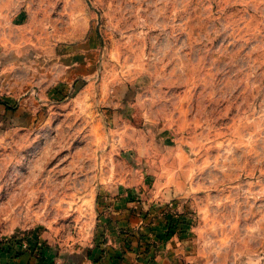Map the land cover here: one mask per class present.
<instances>
[{"label": "rangeland", "instance_id": "1", "mask_svg": "<svg viewBox=\"0 0 264 264\" xmlns=\"http://www.w3.org/2000/svg\"><path fill=\"white\" fill-rule=\"evenodd\" d=\"M92 243L264 264V0H0V264Z\"/></svg>", "mask_w": 264, "mask_h": 264}, {"label": "crops", "instance_id": "2", "mask_svg": "<svg viewBox=\"0 0 264 264\" xmlns=\"http://www.w3.org/2000/svg\"><path fill=\"white\" fill-rule=\"evenodd\" d=\"M10 264H53L52 262L39 260L36 256L29 253H23L12 259ZM54 262L67 264H109L107 253L103 254L95 243L91 244L87 249L72 253L67 260H55Z\"/></svg>", "mask_w": 264, "mask_h": 264}]
</instances>
